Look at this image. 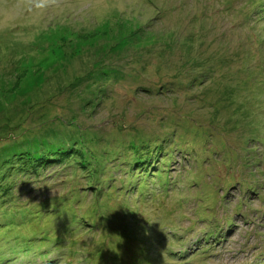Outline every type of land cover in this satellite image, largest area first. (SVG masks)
<instances>
[{
    "label": "rangeland",
    "instance_id": "rangeland-1",
    "mask_svg": "<svg viewBox=\"0 0 264 264\" xmlns=\"http://www.w3.org/2000/svg\"><path fill=\"white\" fill-rule=\"evenodd\" d=\"M0 233V264H264V0L9 22Z\"/></svg>",
    "mask_w": 264,
    "mask_h": 264
},
{
    "label": "clouds",
    "instance_id": "clouds-1",
    "mask_svg": "<svg viewBox=\"0 0 264 264\" xmlns=\"http://www.w3.org/2000/svg\"><path fill=\"white\" fill-rule=\"evenodd\" d=\"M58 3L59 0H0V30L21 13L44 12Z\"/></svg>",
    "mask_w": 264,
    "mask_h": 264
},
{
    "label": "trees",
    "instance_id": "trees-1",
    "mask_svg": "<svg viewBox=\"0 0 264 264\" xmlns=\"http://www.w3.org/2000/svg\"><path fill=\"white\" fill-rule=\"evenodd\" d=\"M72 210H74V206H69L65 211H63V213H64V216H67L68 215V212L70 213ZM66 234H68L69 232H65ZM0 235H2V233H0ZM56 241H58V240H56ZM54 242V241H53ZM73 254V253H72Z\"/></svg>",
    "mask_w": 264,
    "mask_h": 264
},
{
    "label": "bare ground",
    "instance_id": "bare-ground-1",
    "mask_svg": "<svg viewBox=\"0 0 264 264\" xmlns=\"http://www.w3.org/2000/svg\"><path fill=\"white\" fill-rule=\"evenodd\" d=\"M226 131V130H225ZM75 138V137H74ZM72 139H73V137H72ZM60 140V139H59ZM72 141V140H71ZM70 143H72V142H70ZM8 147H10V146H8ZM7 149V148H6ZM10 149V148H9ZM158 149V148H157ZM8 150V149H7ZM158 152V151H157ZM156 152V153H157ZM155 156V155H154ZM28 158V157H27ZM152 159V158H151ZM67 160V159H66ZM131 167V166H130ZM164 167V166H163ZM146 168V167H145ZM165 170V169H164ZM128 172V171H127ZM152 176H154V175H152ZM128 193V192H127ZM129 193H131L130 191H129ZM159 193V192H158ZM154 194V193H153ZM130 196V195H129ZM130 199V198H129ZM131 202V201H130ZM75 223V222H74ZM120 253H121V251H120Z\"/></svg>",
    "mask_w": 264,
    "mask_h": 264
}]
</instances>
